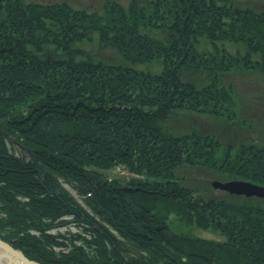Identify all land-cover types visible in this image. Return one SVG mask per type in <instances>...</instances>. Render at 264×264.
<instances>
[{
    "label": "trees",
    "instance_id": "16d2710c",
    "mask_svg": "<svg viewBox=\"0 0 264 264\" xmlns=\"http://www.w3.org/2000/svg\"><path fill=\"white\" fill-rule=\"evenodd\" d=\"M251 71L264 75V11L232 0H0V238L40 264H264V207L195 197L178 172L264 186V142L223 143L191 118L253 127L226 78ZM71 223L85 234L53 232Z\"/></svg>",
    "mask_w": 264,
    "mask_h": 264
},
{
    "label": "rangeland",
    "instance_id": "374dc122",
    "mask_svg": "<svg viewBox=\"0 0 264 264\" xmlns=\"http://www.w3.org/2000/svg\"><path fill=\"white\" fill-rule=\"evenodd\" d=\"M26 2H36V3H46V2H53V1H67L72 6L76 8H86L90 10H97L98 12H102L103 7L105 5L106 0H25ZM121 4L127 6L130 2V0H117ZM142 2H145L147 0H140ZM232 2L240 7H249L254 11H264V0H232ZM88 49L93 50H99L100 46L97 43L91 44L87 46ZM233 51H235V48H231ZM100 57L107 61H114L119 62V58L115 51L112 48H104L100 52ZM142 69H155L156 71L160 70V67L158 65H146L141 67ZM228 83L232 84L237 93H238V104L240 107V115L246 120L247 124H251L253 127L251 128H243L242 132L240 131V127L238 124L234 129L228 128V126L220 125L224 122L216 121L210 117H203L198 115H192V121L195 124V126L200 128V131L207 132V131H217V133L221 134L223 137L222 142L225 143L228 139L226 138L239 136L240 139H245L246 141H251L258 143L261 145L264 142V126L262 125V119H264V75H262L259 72L251 71V72H232L227 77ZM188 79H192L194 82L200 81V77L198 74H193L191 76H188ZM199 80V81H198ZM176 120V119H175ZM185 123V119H180L177 122L175 121L171 127L174 128L175 131H179L183 128ZM249 129V130H247ZM231 132L227 134L228 132ZM244 135H243V134ZM229 138V137H228ZM13 151L17 155H22V151L18 146H15L13 148ZM180 171L181 175L184 176L186 180V184L191 186L196 190L195 197L198 196H204L207 198H228L232 200H239V201H245L243 200L244 195H236L231 194L227 191L216 189L213 185L215 181H221V182H228V181H234V180H226L224 177L216 174L214 171L210 169H198V168H192V167H180L178 169V172ZM109 176L112 178H125L132 176L133 174H130L124 167H117L113 170H111L109 173ZM238 181H244L241 179H237ZM248 182V181H247ZM255 184V183H254ZM262 186V185H260ZM67 189L70 190V192L81 202L82 200L78 197L76 191L70 186L66 184ZM264 187V186H263ZM240 198V199H238ZM246 199L248 203H260L264 207V198L259 197H247ZM68 220H71L72 217H64ZM182 233L189 234L191 236L197 237V238H207V239H221V235L217 233H213L211 231H207L200 228L195 227H188L179 225L176 226ZM177 230V229H176ZM61 231L63 233L70 231L72 234H85L82 229H80L78 226H76L74 223L61 226L59 230L53 231L54 233ZM178 231V230H177ZM113 232L116 234V232L113 230ZM87 238L89 235L86 233ZM223 238V237H222ZM68 241V240H67ZM67 247L61 249L66 250ZM59 251L60 249H56Z\"/></svg>",
    "mask_w": 264,
    "mask_h": 264
},
{
    "label": "water",
    "instance_id": "95a60500",
    "mask_svg": "<svg viewBox=\"0 0 264 264\" xmlns=\"http://www.w3.org/2000/svg\"><path fill=\"white\" fill-rule=\"evenodd\" d=\"M216 189L227 191L231 194L244 195L246 197L264 198V187L247 181H215ZM0 262L3 264H40L27 258L19 249H15L10 244L0 238Z\"/></svg>",
    "mask_w": 264,
    "mask_h": 264
},
{
    "label": "bare ground",
    "instance_id": "6f19581e",
    "mask_svg": "<svg viewBox=\"0 0 264 264\" xmlns=\"http://www.w3.org/2000/svg\"><path fill=\"white\" fill-rule=\"evenodd\" d=\"M0 264H3L2 262H0Z\"/></svg>",
    "mask_w": 264,
    "mask_h": 264
}]
</instances>
